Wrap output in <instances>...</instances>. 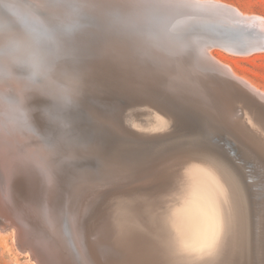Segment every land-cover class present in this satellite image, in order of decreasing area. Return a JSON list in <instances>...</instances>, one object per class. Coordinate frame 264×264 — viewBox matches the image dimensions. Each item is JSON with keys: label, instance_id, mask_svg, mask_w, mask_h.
<instances>
[{"label": "bare ground", "instance_id": "bare-ground-1", "mask_svg": "<svg viewBox=\"0 0 264 264\" xmlns=\"http://www.w3.org/2000/svg\"><path fill=\"white\" fill-rule=\"evenodd\" d=\"M20 2L23 3L24 5H27L28 10L35 15L36 22L33 23V25H37V26L55 25V23H56L55 18L61 19L63 21V24H64V29L67 30L66 33H69L71 36H73L74 40H62V39H59L58 37H52L55 39V41L52 42L49 40L46 54H42L36 47L27 43L24 40V35L19 39L18 38L14 39L12 41L13 43L11 42L10 46L13 47V50L15 51L16 55L13 56V55L5 54L4 51H1V47H0V55H1V57L5 58V60L4 59L0 60V63L4 64V65H9V67H14V69H12V70L8 69L4 73H0V110H2V112L0 113V117L5 118L6 120L8 119L11 122L12 121L17 122L18 120H20L22 125L27 130V132L26 131L25 132L28 133V135L31 136V138H32L31 139L32 142L25 138V140H27L26 143H28V141H29V143L30 142L33 143L34 146H36V149L41 148V152H43L42 153V164L44 165L45 173H43L42 175L44 176V178L47 179V183L49 181H53L54 186L52 185V187L54 189H55V185H56V186H58L59 189L62 188V191H64L67 194L66 196H65V194L63 195L61 193L57 194L56 193L57 190L52 191L54 189L51 190L49 188V187H51V185L49 183H48V185H46V187H47L46 195H48L49 198L51 199V201H53V205H51L48 208H49L51 215L54 214L55 216L49 217V219H50L49 224L51 223V225H52V228H51L52 233L54 232V234H49L48 230L43 228L44 222H41L37 218V217H39V215H36V218H37L36 222H38V224L36 226H38L37 228H38L39 232L41 233V236L44 234V239L48 242L47 243L48 245L45 248L42 247L44 249V251L41 247L38 246V245L42 246L44 241L41 242V241L37 240V238H34L35 237L34 235H33L34 237H32V238H29L31 236L28 235L29 237L26 239V241L24 239H21L17 235L18 244H21L23 246V248L30 250L33 254H35V256H38L36 254L39 253L44 258H46V259L48 258L50 260V263L53 262L52 258H53L54 252H57V250H58L61 253L62 258L65 260V261H62V264H74V261H75V264H114L110 261H104L97 251V244H99L100 241L97 239V237L94 238V236H95L94 232H95V224L100 220V218L96 217V213H97L96 207H97L98 203L104 202L108 198H111L112 195L117 194V192L118 193H122L125 191L128 192V190L126 188L128 185H129V187L131 186V188H128L131 190L132 189H137V190L145 189L146 190V188H150L151 186H154V188L157 187L158 189H157L156 195L158 196L159 200H161V202H163L164 198H168V197H171L172 199L176 198L177 200L189 197L186 194L188 188L172 187L170 190H165V187L170 183V180H173L174 176L171 179L170 172L175 169V166L171 165L170 161L169 160L167 161L165 159L167 161L166 165H168V162H169V165L167 167H164L163 165H161V163L159 161H157V160L154 161L157 157H155L154 160H147L146 166L143 169L140 170L138 168L140 171L134 172L133 170H135V169H131V171H133V172L123 175L122 177H120V180H115V177H113V176H110L109 178H107V180H104L102 178L103 179L102 181H104V182L103 183L101 182L100 184H99V182L97 184L95 182L96 181L95 180L94 181L95 184L93 183V185L90 186V189L87 187L90 190V191H88V193L92 194V196H91L92 202L90 203L91 200L88 201L90 203L89 206H87V204L85 206L83 204H81V202L78 200L79 198L77 199V197H75L76 193H75V195H73V194L69 195V189H68V185L66 184V178H65V176H67L66 174L69 172V170H68L69 167L68 168L66 167L67 170H64L65 169V167H64V169H63L64 171H62V169H61V167L64 166L63 164L71 163L67 159L70 155H72L71 152L74 150V147L76 146L74 143L75 142L74 140L77 138V137H75L76 135L77 136L80 135V137L82 136L79 139V141L83 140V139L86 140L85 142H83L84 144L81 145L83 150L84 149L87 150V148L90 147V151L93 150V151H91V153L92 152L98 153V148H99L98 143L94 142V140L92 141L93 137H92V134L90 133L91 132L90 129H91V127L94 126L95 122L98 123L102 129L108 123V121H107L108 117H106L108 114L110 116H111V113H113V116H114L115 112H118L119 114H121V112H119L120 106L118 105V103H116V101H114L112 99H113V95H115V96L120 95L121 91H119L120 93H118L117 95L114 93L116 92L118 87L121 86L120 84L123 83V79L125 77L128 79V82L132 84L131 88H133V86L135 85V83L137 82L138 79L144 80L148 84V86L151 85L154 87L155 86L160 87V86H162L161 84L168 82V81L163 82V80L160 78V75L163 74L164 72L167 73V72L171 71V72H176L180 75H183V78H181V79L179 76L178 77L180 79V82L184 86H186V92L183 94V92L179 91L177 94H174L175 96L173 95L174 97L178 96L176 98H178V99L180 98L181 103L174 105L172 102L171 104L173 107L171 106L170 109L178 108L180 113H184L185 115L188 114V115H186V117L192 116L200 122H203L200 118L204 117L205 118L204 120H206L207 122H209L213 126L220 127V129L222 128L223 131L219 130V132L221 131V134L222 133L226 134V135H228L229 138H230V136L232 137L231 140L235 145V148H236L235 152L238 154V156L237 157L231 156V157L234 159L235 162H238L237 163L238 165L232 163L233 161L231 162V160L228 156H225L218 151H217V153L216 152L213 153L214 150L212 148H210V151L212 149L213 152L212 151L209 152L207 150V149H209V147H206L207 149H205L203 146L202 147L205 149V151L207 150L206 155L208 158L218 162L222 166V170H218V175H216V176H218V180H214V181L218 182V185H219L218 187L221 190L220 192L222 194L225 193L226 189L223 188V186H225L224 180H225V174H227V173L224 174V171H227L229 173V176H230V177L228 176L229 177L228 179L231 178L232 182L234 183V186H233V188H231L230 191L233 192L234 194H238V195L242 196V198L245 200V203L243 202V204L241 206V209L243 212L237 213L235 224L237 225L238 228L241 229V227H242L243 230L247 231V234L243 235V237L245 236L246 243L248 245L246 252L250 253L251 258L253 259L252 264H264V195L261 196V193L264 192V190L261 193L260 192L258 193V190H259L258 186L261 185L264 187V158H262V157H264V122H261V120L256 118V117L255 118L252 117L253 114H257V115L264 117V112H262V110H261V107H264V90L260 89V87H258L251 80L239 75L233 69L232 66H230L229 64L218 59L211 52V49H212V47L214 48V46H218V47L224 49L225 51L231 52V53H233V55L235 52L242 53L245 55L253 53L255 51H262L263 52L264 51V18L259 17V16L243 15L240 12H238L236 10V8L234 10L232 8H229L231 6L226 7V5H225L226 8H224L222 6H220L219 8H216V11L218 10V12L221 8V10H220L221 13L219 12V15L215 16V15H212L213 14L212 13V11H213L212 5L205 4V3H200L197 5L192 0H20ZM132 3L140 4L142 6V9L140 7L136 9L135 8L136 6L134 4L133 5L135 7L134 6L130 7ZM219 5H221V3ZM137 6H139V5H137ZM181 7H187V8L183 9ZM127 8H129V9H127ZM167 12L170 13V15L172 17V21L167 22V20L169 19V15ZM197 13H199V15H196ZM192 14H194V15H192ZM202 14H205L206 16L202 15ZM208 14L210 15L209 17H207ZM80 22H82L84 24H80ZM190 22L192 23L194 29L197 28V29L193 30V33L188 32L187 28L185 27L186 24L190 23ZM77 26H79L80 28H78ZM83 27H86V28L82 29ZM234 27H235V29H238L240 31L241 37L239 38V40H240L239 42L231 40V38H234V37H231L230 30ZM40 30L41 29H36L37 32H40ZM86 30H90V31H86ZM256 30H257L256 33H254L252 35H247V32L256 31ZM219 31H221V33ZM96 34H98L99 36ZM57 36H58V34H57ZM131 36H139L137 38L136 44H134V45L130 44V42H129V39L131 38ZM156 36H157V38H156ZM101 37L103 38V40L101 39ZM95 38H97V41ZM115 42H118V44H116ZM90 45L94 46V50L97 51L96 54L92 53L90 50L87 49L88 46H90ZM155 46H158V47H155ZM3 48H5V47H3ZM81 50L87 51V52L83 53ZM110 53H112V55H114V56L108 55ZM238 55H240V54H238ZM100 60H104L105 62L102 63V62H100ZM29 62L31 64H34L35 68H33L34 67L33 65H32V67H30L31 65L29 66ZM157 62L160 64V67L158 66ZM128 63L129 64L133 63L134 65L136 64L137 66H140V67L144 65L145 70L143 69L144 67L142 69L144 70V72H146V69H147L148 73L144 74V72L143 73L140 72L138 74H140L142 77H139V78H138V76L135 77V75L134 76L131 75L133 73L131 71H133L136 68V66L129 65ZM108 65L112 66V68L114 67V69L108 70V69L104 68V67H107ZM133 66L135 67L134 69H132L131 71H127L128 69L133 68ZM9 67H7V68H9ZM98 67H100L101 71H98ZM140 67H139V69H141ZM142 69L141 70L135 69V70H136V72H138V71H142ZM123 72L124 73L126 72L125 74L129 73V75L127 76ZM34 73H38L36 79H37V83L40 84V87H39V89L34 88L32 93L28 94L25 91H27V86L31 83ZM141 73L144 75H142ZM115 74L118 75L117 79L120 78V76H123V75L125 76V77L121 78L120 81H122V82H119L120 86L118 85V83H117V85H118L117 86L116 85L117 81L112 78V76L114 78L116 77V76H114ZM121 74H123V75H121ZM192 76H194V77H192ZM41 77H42V79H41ZM49 81H52L55 83V86L52 84L53 88L55 90H53L52 87H50V88L53 91H55L57 94L72 96L74 102L72 103L71 106L66 107L63 110H59L56 107V100L54 99L53 96H51L52 97L51 101L54 104L53 105L50 104L48 96L46 95V91H45L47 89L46 86H47ZM103 81L106 82V84H105L106 89L100 90V89L96 88V84L103 82ZM114 81H115V83H114ZM188 82L190 83L192 90L200 91V93H202V94L205 91L206 92L208 91L206 97L201 96L199 98L200 101L199 100L198 101L201 102V104L196 105L195 103L192 102L193 100L190 99V97L193 99H194V97L190 91V86H188ZM133 83H134V85H133ZM74 84H75L76 88H74L75 87ZM32 85L33 84L31 83L30 86H32ZM49 85H51V83H49ZM123 85H122V87H123ZM79 86L83 87V89L81 88L82 91L85 90L90 95H88L86 93V95H85L86 97L81 98L79 96V93H80V87ZM171 86H174V83L173 84L171 83ZM171 86L169 87V85H168V89L171 88ZM136 87H138V86H136ZM130 89H128L127 92ZM140 89H142V88H140ZM163 90H164V88H163ZM133 91H131V92H133ZM172 91H173V89H172ZM136 92L138 93V91H136ZM136 92H133V93H135V95H136ZM164 93H165V91H163V94ZM167 93L168 94L165 93L164 96H161V97H163L162 102L166 103L167 101L172 100L170 98L171 95L169 96L170 91L169 92L167 91ZM126 94H128V93H126ZM25 95H29V98H31L32 101L30 100V102H29L28 100H26L27 98ZM87 95L89 96L88 98H87ZM2 96H4V97H2ZM123 96H124V93H123ZM136 96H140V95L138 94ZM17 98H19L22 101V108L19 110L17 108V112H16L17 117L15 118V117H13L14 115L13 116L11 115L12 112H9L8 106L14 105L15 107H17L16 103H15ZM97 98H101V100H104L103 104L106 105L105 109H101L102 113L98 109L99 104L95 102ZM146 98H148V97H146ZM176 98H174V99H176ZM122 99H123V97H121V100ZM143 99H144V97H143ZM178 99H176V100H178ZM204 99H206L205 100L206 102L204 101ZM195 100L197 101V99H195ZM186 103H188V105L192 106V108L191 107L189 108V106H187ZM167 104H169V103L167 102L166 105ZM193 105H196V107L194 106L195 107L194 108ZM177 106H179V107H177ZM168 107H170V106H168ZM127 108L128 107H126V109ZM152 109H154V108H152ZM103 110L107 112L106 116H104L106 112H104ZM214 110H215V114L219 115V118H217L218 124H216V120L214 121L212 119V115L214 113ZM21 111H23V113L25 114L23 118L21 117ZM87 111H89V112H87ZM128 111H130V110H128ZM148 112L150 113L149 110H148ZM153 112L151 111V113H153ZM169 112H171V111H169ZM200 112H202V117H201ZM130 113H131V111H130ZM157 113H159L160 115L162 114L161 112L156 111V114ZM87 114H89V115L87 116ZM122 115L123 114H121V116ZM121 116L115 115L114 117H116L118 120H121L122 119ZM126 116L123 117V120ZM139 116L141 119V117H143L145 115L139 114ZM174 116H175V114H174ZM220 116H223L224 119L221 120ZM161 117H162V115H161ZM91 118L96 119L95 122L93 121L94 124L92 123V120H90ZM151 118H153V116ZM140 119L138 117V120H140ZM164 119L166 120V118H164ZM124 121H126V119ZM131 121H132V119H131ZM140 121L142 122V120H140ZM183 121L184 120H182V122ZM189 121H191V119ZM142 123H140V124H142ZM166 123H167V121H166ZM2 124H4V123H2ZM129 124H131V123H129ZM129 124L126 122L127 127ZM133 124H136V122ZM144 124H142V125H144ZM189 124H191V123H189ZM48 125H50L53 128V130L55 132L54 134L56 135V136L55 135L54 136L57 137L59 140V145H58L59 148L57 147V149L51 148L50 145L48 146L46 141L44 142L45 133H46L45 130L48 128ZM122 125H123V123H122ZM142 125H140V126L142 127ZM18 127L19 126H17V128ZM2 128H3L2 134L5 135L6 134V132H5L6 128H5V126ZM129 128H130V126H129ZM186 128L187 127H185V130H186ZM141 129H144V128H141ZM190 130H193L192 127ZM181 131H179V132H181ZM187 131H188L187 133H189V129ZM200 131L199 132H196V131L193 132V133H196V139L198 137V140H199V138L206 140L207 137L203 136V133H201ZM8 132H9V130H8ZM69 133H70V135L71 134L74 135V137L71 135L72 136V138H71L69 136ZM174 133H176V132H174ZM185 133L186 132H184V134ZM52 134H49V135H52ZM176 134H178V133H176ZM197 134H198V136H197ZM0 135H1V132H0ZM164 135H165V133H164ZM178 135L180 136V134H178ZM167 136H169V135H167ZM21 137H20V141H19V137H18L19 143H21V140L24 139V137L23 138H21ZM174 137H176V135H174ZM118 138H119V136H118ZM118 138H116L117 141H118ZM170 138H171V136H170ZM192 138L194 139V137H192ZM210 138H212V136H210ZM210 138L208 140H210ZM193 139L192 140L190 139V141L195 142V141H193ZM14 141L16 143V139L13 140V142ZM76 141H78V139H76ZM6 142H7V140H6ZM23 142H25V141L23 140ZM205 143H207V142H205ZM49 144H51V143H49ZM52 144H54V143L52 142ZM208 144H210V142ZM21 145H22V143H21ZM202 145H203V143H202ZM204 145H206V144H204ZM3 146L5 147V145H3ZM3 146H1V144H0V147L2 149H3ZM16 146H18V145H16ZM19 147L22 148L20 146V144H19ZM54 147H56V146H54ZM183 147H186V146H183ZM195 147H196V145H195ZM202 147L199 149L204 151V149ZM222 147H224V146H222ZM19 149H17V150H19ZM79 149L81 150V148H79ZM161 149H162V147H161ZM216 149H217V147H216ZM17 150H15V152ZM21 150H23V149H21ZM21 150L18 153L19 156L21 154ZM163 150H164V148H163ZM173 150H176V148H173ZM3 151L4 150H2V153H3ZM108 151L110 152V150H108ZM166 151L167 150H165V154H168V153H166ZM100 152H101V150L99 151V153ZM134 152L135 151H133L132 153H134ZM174 152H172V154L176 155ZM191 152H193V151H191ZM2 153L0 152V154H2ZM24 153H26L25 150H24ZM91 153H89V155H91ZM99 153H98V155H100ZM169 153H171V152H169ZM141 154H142V152H141ZM202 154H204V153H202ZM224 154H226V153H224ZM15 155L17 156L16 153H15ZM25 155L28 156V153L24 154V156ZM180 155H182V154H180ZM192 155H195L194 152ZM91 156H89V157L91 158ZM122 156H124V155H122ZM167 156L168 155H166V157ZM169 156H171V154H169ZM175 157H177V155ZM187 157H189V156H187ZM22 158L24 159V157H22ZM32 158H33V154H32ZM36 158L37 157H35V161L37 160ZM90 158H89V160H91V161H89V163L93 164V162H95V163L97 162V161H94L95 159L93 160L94 157L92 159H90ZM28 159L30 161L31 157ZM28 159H27V161H28ZM157 159H159V158H157ZM185 159H186V156H185ZM199 159L200 158H198V160L195 163L193 162V164L198 165V166H200L199 165L200 162H202L201 164H204L205 160L201 161V159L200 160ZM24 160L26 161V159H24ZM133 160H135L137 162V164L141 162L140 160H136V159H133ZM159 160H161V159H159ZM189 160H191V159H189ZM4 161L1 162V164H2L1 168L8 171L7 164H6L8 162L4 163ZM7 161H9V160H7ZM55 161L57 162L56 167L54 164ZM131 162L129 164H131ZM161 162H163V156H162ZM171 163H173V162L171 161ZM207 163L208 162H206V164ZM105 164H103V165H105ZM125 164L126 163H124V165ZM134 164L136 165V163H134ZM177 164H178V162H177ZM181 164H183V163L180 162L179 165H181ZM8 165H10V164H8ZM20 165H22V164H20ZM109 165L111 166V164H109ZM212 165H213V163H212ZM183 166L184 165H182V167ZM191 166H192V163H191ZM73 167H75V166H73ZM106 167H107V164H106ZM142 167H143V165H142ZM206 167H207V165H206ZM8 168H10V167L8 166ZM26 168H28V167H26ZM70 168L72 169V166ZM3 169L1 170V172L3 171ZM58 169H61V171H59ZM77 169H78V167H77ZM129 169H130V167H129ZM34 170L36 171V169H34ZM37 170H38V168H37ZM40 170H41V168H40ZM79 170L77 172L82 171V173H83V169L81 167L79 168ZM119 170H123V169H119ZM246 170H250V172H247ZM29 171L31 172V170H29ZM19 172L21 173V169H20V171H18V175H20ZM77 172H76V174L72 173L73 183L75 185L76 191H82L83 192V191H85L86 187H85L83 181L81 179H79L80 176L78 177ZM203 172H201V173H203ZM213 172H211V173H213ZM4 173L2 174V178H3V175H4V177L6 176L5 175L6 173L5 174ZM14 173H16V172H14ZM110 173H112V172H110ZM9 174H11V173H9ZM9 174L7 173V176H9ZM22 174H21V177H22ZM31 174L33 175L34 173H31ZM37 174H35V175H37ZM120 174H121V172H120ZM206 174H207V172H206ZM16 175H17V173H16ZM18 175H17V177H18ZM141 175H145V177H143L142 179H139V177ZM178 175H180V173H178ZM204 175H205V173H204ZM204 175H203V177H204ZM212 175H210V176L213 177V179H215L216 176L215 175L212 176ZM249 176L252 177V179H254V181H252L251 183H249L247 181ZM24 177H25V175H24ZM28 177H29V174H28ZM38 177H42V176L39 175ZM103 177L105 178L108 176L104 175ZM151 177H153V180L152 181L148 180ZM255 177L260 179V181L255 180ZM2 178L0 180H2ZM94 178H93V180H94ZM176 178H181V177L177 176ZM176 178H174V179L177 180ZM196 178H197V176H196ZM207 178L210 181L211 178H209V177H207ZM14 179H17V178H14ZM39 179H41V178H39ZM181 179H183V177ZM194 179L195 178H193V181H194ZM12 180H13V178H12ZM21 180H19V182H18L19 184L22 183ZM69 180H71V179H69ZM16 181H18V180H16ZM3 182L6 183V181H3ZM204 182H206V181L205 180L202 181V183H204ZM211 182L207 181V183H211ZM88 183H86V184H88ZM91 183H92V181H91ZM123 184H128V185L126 187H123ZM192 185H194V183ZM212 186H213V184H212ZM1 187L2 186L0 185V188ZM9 187H10V185H9ZM28 188H23V189L25 191V189H28ZM199 190H200V188H199ZM148 191H150V190H148ZM216 191H217V189H216ZM26 192H28V190H26L24 192V194H26ZM196 192L197 191H195V193ZM28 193H30V192H28ZM73 193H74V191H73ZM195 193H192V194H194V196H195L196 195ZM2 194H4V192L2 191V189H0V208L4 207V209L6 210L5 213L8 212L11 214L12 209L10 210V208L7 207L6 203L4 202L7 198L3 199ZM6 194H8V192ZM31 194H30V197H31ZM192 194H189V195H192ZM34 195L35 194H33V198H34ZM20 196H22V195H20ZM20 196H18V197H20ZM204 197L206 198L205 202H206V200L207 201L209 200V202L214 201V197L212 194L208 195V197H206L204 195ZM26 198L28 199V196ZM19 199L17 201H19ZM21 199H22V197H21ZM39 199L41 200V198H39ZM50 199L48 201H50ZM185 200H186V202H189V201H187V199H185ZM200 200H201V198H200ZM20 201H22V200H20ZM26 201H28V200H26ZM30 201H32V205H33V202H34L33 199H31ZM175 201H174V203H175ZM182 201H180V203H182ZM190 201H192V200H190ZM23 202H25V201H23ZM192 202H194V201H192ZM30 203H28V205ZM41 203L42 204L44 203L43 200ZM60 203L63 204L64 208L66 207L65 210H63L64 214H66L65 219L63 222L61 221L62 222L61 224L58 223V219H59L58 217L59 216H57V213L59 212V210L61 211ZM183 204H185V202ZM214 204H215V202H214ZM219 204H220V202H219ZM232 204H233V202H232ZM186 205L187 204H185V208H186ZM189 205H190V202L188 203V206ZM207 205H209V204H207ZM217 206H220V205H217ZM222 207H223V204H222ZM222 207H221V210H223ZM224 207H225V205H224ZM20 208L22 209L21 206H20ZM188 208H186V209H188ZM191 208L195 209L194 205L192 207V203H191V207L188 209L190 213L192 211V210L190 211ZM210 208H211V206L208 209H210ZM226 208L229 209L227 206H226ZM26 209L27 208L25 207L24 211H26ZM37 209L38 208H36V210ZM100 209L98 211H100ZM186 209H185L186 212H181V211L176 209L174 212V215L163 216L160 219V223L162 226L166 227L167 230L164 232H159V234L165 235L164 234L165 232L167 234V232H170V230H172L175 226L181 225L182 227H185V225L192 224V223H190L191 222L190 219L191 218L194 219L195 216H197L196 218H198L199 215L195 214V216H191V218H190V216H189L190 213ZM196 210L197 209H195V213H198V212H196ZM216 210L218 211V209H216ZM225 210H223V211H225ZM229 210L232 211V209H229ZM28 211L30 212V210H28ZM210 211H211V209L209 210V212ZM33 212H35V211H33ZM200 212L201 211H199L198 214L203 213V212H201V213ZM220 212L221 211H219V213ZM26 213H28V212H26ZM229 213H230V211H229ZM28 215H29V213H28ZM215 215L216 214H214V216ZM25 216H27V215H24V217ZM200 216H202V215H200ZM204 216L205 215H203L202 218ZM224 216H227V214ZM224 216H221V217H224ZM47 217H48V215H47ZM206 217H207V214H206ZM213 217H211V218H213ZM219 217H220V215H219ZM28 218H29V216H28ZM28 218H27V223H28V220L32 217H30L29 219ZM224 218H222V219H224ZM227 218H225V220ZM11 219L12 220H10L11 221L10 223H14L16 229L17 230L19 229L20 230L19 232H21L23 230V225H24V224L22 225V223H20L21 220L20 221L17 220V217H16V219L15 218H11ZM200 219H201V217H200ZM232 219H234V218H232ZM201 220L204 221L203 219H201ZM212 220H214V218L211 219V221ZM31 221H29V222H31ZM39 221L41 223H43L42 224L43 227L41 226ZM196 222H199V221L197 220ZM213 222H215V221H213ZM225 222H223V223H225ZM227 222H226V224H227ZM209 223H210L209 227L211 225L214 226L213 225L214 223L211 224V222H208V224ZM228 223H230V222H228ZM194 224H195V222H194ZM198 225L201 226L202 224H198ZM47 226H49V225H47ZM25 227H26V225H25ZM195 227L196 226L190 227V230L192 228L194 229ZM224 227H226V225ZM198 229L200 230V228H198ZM205 229H208V228L205 227ZM235 229L237 231V228H235ZM210 230L212 231L213 229L210 227ZM220 230H221V228H219L218 231H220ZM231 230H233V229H231ZM60 231H62V233L65 232L67 234V237L65 236L66 238H64L62 236V233H60ZM201 231H202V229H201ZM220 232L222 233L223 230H221ZM218 233H216V234H218ZM228 233H230V232L228 231ZM233 233H235V235H236V232H233ZM212 234L214 235L213 232H212ZM224 234L226 235L227 233H224ZM200 235H201V232H200ZM232 235L234 236V234H232ZM41 236H39V237H41ZM206 236H207V234H206ZM222 236H220L221 238L219 236L218 237L220 239H222V241H224ZM237 236H238V234H237ZM226 238L228 239V238H230V236L228 235V237H226ZM237 239L238 238H236L235 241ZM159 240H158V242H159ZM232 240H234V239L232 238ZM242 240H243V238H242ZM161 241H163V240H160V242ZM227 241H230V240L228 239ZM231 242L233 245V241H231ZM155 243H153V245ZM147 244L149 246H152V245H150L151 244L150 242H148ZM234 244H236V243H234ZM156 245H158V244H156ZM165 246L167 247V245H165ZM236 246L237 245H235V247ZM155 248L156 247H154V249ZM158 248H159V245H158L157 249ZM171 248H172V246H171ZM218 249L223 250V248H218ZM158 250H160V249H158ZM225 250H226V248L224 249L223 253H225ZM161 251L163 252V249L159 251L160 252L159 255L161 254ZM218 252H219L218 254L222 253V251H221V253H220V251H218ZM115 253H117V251H115ZM190 253H192V252H190ZM157 254H158V252L156 253V256H154V258L158 257ZM170 254H173V253H170ZM154 255H155V253H154ZM58 256H59V254L57 255V257ZM138 256H139V254H138ZM140 257H141V254H140ZM140 257L139 258L137 257V259L140 260ZM160 257H161V255H160ZM160 257H158V258H160ZM219 257H220V255H219ZM141 258H143V257H141ZM241 258H243V256ZM40 259H41V257H40ZM160 260L162 262L159 264H162L165 261V260L163 261V258ZM160 260L157 259V261H160ZM137 261L138 260H136V262ZM229 261L230 260H228V264H229ZM233 261H235V260H233ZM38 262L41 263V261H38ZM145 262H147V261H145ZM145 262H143V263H145ZM245 262H247V261H245ZM44 263L46 264L47 262H44ZM57 263H59V262H57ZM151 263H154V262L151 261ZM221 263L223 264L224 262L221 261ZM47 264H49V261ZM133 264H135V262ZM154 264H157V263H154ZM208 264H211V263H208Z\"/></svg>", "mask_w": 264, "mask_h": 264}, {"label": "rangeland", "instance_id": "rangeland-1", "mask_svg": "<svg viewBox=\"0 0 264 264\" xmlns=\"http://www.w3.org/2000/svg\"><path fill=\"white\" fill-rule=\"evenodd\" d=\"M192 1L195 4H197V5L200 4V3H205V4L212 5L213 6V11H212L213 14L212 13L211 14L215 15V16H218L219 12L221 10V8H220V10L218 12V10L216 11V8H219L220 6H222L224 8H226L227 6H231L229 8H232L234 10L236 8V10L238 12H240L241 14H243V15L259 16V17L264 18V0H192ZM220 3H221V5H219ZM133 4L134 3H132L131 6L130 5L129 6L132 7V6L135 5L136 7L135 6L134 7L136 9L139 8V7L142 9V6L140 4H138V3L134 4V5ZM137 5H139V6H137ZM225 5H226V7H225ZM181 8L186 9L187 7H181ZM127 9H129V8H127ZM199 13H197L196 15H199ZM168 15H169V19L167 20V22L172 21V17L170 15V13H168ZM202 15H205V14H202ZM209 16L210 15L208 14L207 17H209ZM55 20H56L55 25H43L45 28L48 29V35H49V38H50L49 40L54 42L55 39L52 38V37H58L59 39H62V40H74L73 36H71L69 33H66L67 30L64 29L63 21L61 19H57V18H55ZM5 22H7V24H8L7 28L4 27ZM33 27L35 29H41V26L33 25ZM57 34H58V36H57ZM23 35L24 34H23V31L20 28V26L15 24L14 22H12L10 17L0 18V47H1V51H4L5 54L13 55V56L16 55L15 51L13 50V47L10 46L11 42L14 39H16V38H18V39L21 38ZM138 37L139 36H131V38L129 39L130 44H132V45L136 44V41H137ZM156 38H157V36H156ZM115 43L118 44V42H115ZM3 47H5V48H3ZM155 47H158V46H155ZM87 49L90 50L94 54L97 53V51L94 50V46L93 45L88 46ZM81 51L83 53L87 52V51H83V50H81ZM211 52L213 53V55L215 57H217L218 59H220L223 62H225V63L229 64L230 66H232L233 69L239 75L251 80L258 87H260V89L264 90V51L263 52L262 51H255V52L247 54V55L235 52L234 55H233V53H231V52L225 51L224 49H222V48H220L218 46H214V48L212 47ZM238 54H240V55H238ZM108 55L114 56V55H112V53H110ZM2 59L5 60V58L1 57V55H0V60H2ZM100 62L103 63L105 61L104 60H100ZM157 64L160 67V64L158 62H157ZM32 65L34 66V64H31L29 62V66L32 67ZM129 65H134V64L131 63ZM134 66H136V68ZM134 66H133V68H130L127 71H131L134 68L138 69V70H141L144 67V65L140 67V66H137L136 64ZM7 67H9V65H4V64L0 63V73H4L8 69H10V70L14 69V67H9V68H7ZM139 67L141 69H139ZM33 68H35V66ZM104 68H106L108 70L114 69V67L112 68V66H109V65L107 67H104ZM99 69H100V67H98V71H101V69L100 70ZM135 69L133 71H131V72H133L131 75H133V76L135 75V77L138 76V78L142 77L138 73H140V72L143 73L144 70H145V67L143 68L144 70L142 69V71H138V72H136ZM147 73H148V71L146 69V72H144V74H147ZM144 74H142V75H144ZM121 75H123V74H121ZM125 75L128 76L129 73H127ZM114 76H116V77L114 78L112 76V78L117 81L116 85H117V83L119 85L120 84L119 82H122V81H120L121 78L125 77L123 75V76H120V78L117 79L118 75L115 74ZM178 76L180 77V79L183 78V75H180V74H178L176 72H171V71L167 72V73L164 72L163 74L160 75V78L163 80V82L164 81L165 82L168 81V82L161 84L162 86H160V87L159 86H155L154 87V86H151V85H149L150 86L149 87L148 84L144 80L138 79L136 83L134 82L135 85L133 83V85H134L133 88H131L132 84L128 82V79L126 77H125L126 79L125 78L123 79V83L120 84L121 86L119 85L120 87H118V89L114 93V94L117 95L118 93H120L119 91H121L120 95H117V96L113 95V99L112 100L116 101V103H118V105L120 106V111L119 112H121V114H123V115L125 114L124 116L127 115L124 118V120L126 119V121L123 120L124 116L123 115L121 116V114H119L118 112H115V115L116 116H121L122 117L121 120H118L116 117H114L115 115L113 116V113H111V116L109 114L107 115V112L104 111V110L103 111L106 112L104 116L107 115L106 117H108L107 118L108 123L102 129H101V126L98 123L95 122L96 119H93V118L90 119V120H92L93 124L95 122L94 126L91 127V129H90L91 130L90 133L92 134V137H93L92 141L94 140V142L98 143V147H99L98 148V153L101 150V152L99 153L100 155H98V153H93V152L91 153V151H93V150L90 151V147H88L87 150L84 149L85 150L84 151L83 148L81 147V145H83L84 144L83 142H85L86 140L83 139V140L79 141V139L82 136L81 137H80V135L79 136H77V135L75 136V137H77L76 139H78V141H76V139L74 140L75 141L74 143H75L76 146L74 147V150L71 152L72 155H70L68 157V159H67L71 163L63 164L64 166L61 167L62 171L67 170L66 167L67 168L69 167V169H68L69 172L66 174L69 178L67 176H65L66 184L68 185V189H69V195H71V194L75 195V193H76L75 197H77V199L79 198L78 200L81 202V204H83L84 206L87 204V206H89L90 203L92 202V200H91L92 199L91 198L92 194L88 193V191H90L89 190L90 186L93 185V183L94 184H95V182L97 184H98V182H99V184L101 182L103 183L104 181H102V180L103 179L107 180V178H109L110 176L115 177V180H120V177H122L125 174L131 173L133 171L134 172L140 171L141 169H143L146 166V161L147 160H154L155 157H157V158H159L161 160L156 158L154 161H156V160L159 161L161 163V165H163L164 167H167L169 165V162H168V165H166L167 161L169 160L170 164L175 166V169L170 172L171 179H172L173 176L174 177H173V180H170V183L165 187V190H170L172 187L188 188L186 194L189 197H186L187 196L186 194H185L186 196L184 195L186 197V198H183L184 200L183 199L177 200L176 198L172 199L171 197H168V198H164L163 202H161V200H159L158 196L156 195L157 194L156 192H157V189H158L157 187L154 188V186H151L150 187L151 189L150 188H146V190L145 189H143V190L142 189L141 190L132 189L131 190V189H128V188H131V186L129 187L128 184H123V187H126L128 185L126 187L128 192L127 191L122 192V193H118L117 192V194L112 195L111 198H108L104 202L98 203L97 207H96V210H97L96 212L98 213V214L96 213V217L100 218V220L95 224V232H94L95 236H94V238L97 237V239L100 241V243L97 244V251L100 254V256L102 257V259L104 261H110V262H112L114 264H129V263L133 264L134 262H135V264H154V263L159 264V263L162 262L160 260L162 258H163V261L165 260L164 263H162V264H208V263H211V264H222L221 261L224 262L223 264H228V260L231 261V262L229 261V264H233V263L234 264H248V263L252 264L253 259L251 258L250 253L246 252L247 248H248V245L246 243L245 236L243 237V235L247 234V231L243 230L242 227H241V229L238 228L237 225L235 224L237 213H239V212L242 213L243 212L242 209H241V206H242L243 202L245 203V200L242 198V196H240L238 194H234L233 192L230 191L231 188H233L234 183L232 182L231 178L228 179L230 176H229V173L227 171H224V174L225 173H227V174H225V180H224L225 181V184H224L225 186H223V188H225L226 190H225V193H223V194L220 192L221 190L218 187L219 186L218 182L214 181V180H218V176H216V175H218V170H222V166L218 162L208 158L207 155H206L207 154V150L209 152H211V151L213 152V150H214L213 153H215V152L217 153V151H218L221 154H223L225 156H228L230 158L231 162L233 161L232 163L237 164L238 162H235L234 159L231 157V156H234L232 154L234 153V151H236L235 145H234V143L231 140L232 137L230 136V138H229L228 135L223 134V133L221 134V131L219 132V130L223 131L222 128L220 129V127H215L212 124H210L209 122H207L206 120H204L205 118L202 117V112H200L201 113V117H202L200 119L204 123L196 120L192 116H191V118H188L190 116L186 117V115H188V114L185 115L184 113H180L178 108L170 109L171 106H172V104H171L172 102H173L174 105H177L178 103H181L180 98L179 99L176 98L178 96L174 97L175 96L174 94H177L179 91L183 92V94L186 92V86H184L180 82V79H179ZM192 77H194V76H192ZM49 83H51V85H49ZM114 83H115V81H114ZM171 83L172 84L174 83V86H171ZM52 84L55 86L54 82L49 81L47 86H46V88L47 89H51L50 87L53 88ZM105 84H106V82H104V81L100 82V83H97L96 84V88H98L100 90H104V89H106V85ZM30 85H31V83L27 86V91H25L28 94H31L32 91L34 90V88L32 86H30ZM122 85H123V87H122ZM168 85H169V87L171 86V88L168 89ZM74 86H75V84H74ZM136 86H138V87H136ZM188 86H190L189 82H188ZM79 87H80L79 96L81 98L82 97L85 98L86 97L85 95H86L87 92L85 90H84L85 92L82 91V89H83L82 86H79ZM74 88H76V86ZM127 88L130 89L129 90L130 92L129 91L127 92V90H128ZM140 88H142V89H140ZM163 88H164V90H163ZM172 89H173V91H172ZM53 90H55V89L53 88ZM131 91H133V92L138 91V93L136 92V95L139 94L140 96H136L135 93H133ZM163 91H165L166 94H168L167 91L168 92L170 91L169 96L171 95L170 98L172 100L170 99L171 101H167L169 103L167 105H166L167 102L166 103L162 102L163 101V99H162L163 97H161V96L165 95V93L163 94ZM190 91H191V93L193 94V97H194V99L191 98V97H190V99L193 100L192 102L195 103L196 105L201 104V102H199L200 101L199 98L201 96L206 97L207 96V92H208V91L207 92L205 91L202 94V93H200V91L192 90L191 86H190ZM123 93H124V96H123ZM126 93H128V94H126ZM46 95L48 96L50 104L53 105L54 103L51 101V98H52L51 96L52 95H48V94H46ZM88 95H90V94H88ZM88 95H87V98L89 97ZM25 96L27 98L26 100H28L30 102L31 98H29V95H25ZM2 97H4V96H2ZM121 97H123L122 100H121ZM143 97H144V99H143ZM146 97H148L149 99L146 98ZM174 98H176L178 100H176ZM195 99H197V101ZM205 100L206 99H204V101ZM95 102L99 104L98 105V109L102 113L101 109H105V107H106V105L103 104L104 100H101V98H97ZM186 104H187V106H189V108L190 107L192 108V106L188 105V103H186ZM196 105H193V107L194 106L196 107ZM168 106H170V107H168ZM126 107H128V108L126 109ZM151 107L154 108L155 110L152 109ZM177 107H179V106H177ZM8 108H9V112H12V114L11 113L10 114L12 116L14 115L13 117L16 118L17 117L16 116L17 107H15L13 105V106H8ZM128 110H130L131 113ZM148 110L150 111V113L148 112ZM261 110H262V112H264V107H261ZM151 111L152 112L154 111V112L151 113ZM156 111L157 112H161L162 113L161 114L162 117H161V115L159 113L156 114ZM169 111H171V112H169ZM1 112H2V110H0V113ZM87 112H89V111H87ZM139 114H144L146 117L143 116L140 119ZM174 114H175V116H174ZM88 115L89 114H87V116ZM150 116L151 117L153 116V118H151ZM138 117H139L140 120H142L143 123L140 120H138ZM252 117H254V118L256 117V118L260 119L261 122H264V117L263 116H260V115H257V114H253ZM164 118H166V120ZM217 118H219V115H216L215 114V110H214V113L212 115V119L214 121L216 120V124H218V119ZM131 119H132V121H131ZM190 119H191V121H189ZM220 119L221 120L224 119L223 116H220ZM182 120H184V121L182 122ZM166 121H167V123H166ZM126 122L128 124L129 123H131V124H129L128 127H127ZM135 122H136V124H133ZM0 123H1L0 124V132H1L0 144H1V146L5 145V147L3 146V149L0 147V152L1 153H2V150H4L3 153L0 154V158H1L0 159V168H1V165H2L1 162H3L4 160H5L4 163L8 162V163H6L8 171H6L3 168L0 169V174H1L0 175L1 176L0 179L2 178V174L6 171L5 172L6 174L4 173L6 176L4 177V175H3L2 180H0V183H1L0 185L2 186L0 189H2V191L4 192V194H2V198L3 199L7 198L4 201L6 203V205H7V207H9L10 210L11 209L13 210V211L11 210V214L8 213V212H7L8 213L7 214V213H5L6 210L4 209V207H2L3 209L0 208V264H45L44 262L48 263V261H49V264H62V261H65V260L62 258L61 253L57 249H56L57 252H54L53 258H52V261L54 263L53 262L50 263V260L48 258L47 259L44 258L39 253L36 254L38 256H35V254H33L30 250H27L26 248H23V246L21 244H18V237H20L21 239H24L26 241V239L29 237L28 235H30L31 237H29V238H32V237L35 236L34 238H37V240H39L41 242L44 241L42 246L38 245L39 247H41V248L44 247L45 248L48 245L47 244L48 242L44 239V234L42 235L43 236L42 237L41 233L39 232V230L37 228L38 226H36L38 224V222H36V219L38 218L41 222H44V227H43V225H42L43 223H41L39 221L41 226L43 228H45L46 230H48L49 234H54V232L52 233V230H51L52 225H51V223L49 224V222H50L49 217L50 216H55V215L54 214L51 215V213L49 211V208H48L51 205H53V201H51L49 196L46 195V189H47L46 185H48V183H49L51 185V187H49V186L48 187L52 190V189H54L52 187V185L54 186V182L53 181H49L47 183V179L44 178V176L42 175L43 173H45L44 165L42 164V153L43 152H41V148H39V149L37 148L36 149V146H34V144L31 143L32 142L31 141L32 138H31V136L28 135V133H26L27 130L22 125L20 120H18L17 122H14V121L11 122L8 119L6 120L5 118L0 117ZM2 123H4L5 125L2 124ZM122 123H123V125H122ZM140 123H142V124L145 123V124L142 125ZM189 123H191V124H189ZM3 125L6 128L5 129V132H6L5 135L2 134V132H3L2 131L3 130L2 127H4ZM140 125H142V127ZM17 126H19V127L17 128ZM129 126H130V128H129ZM185 127H187V128L189 127L188 128L189 129V133H187L188 129L186 128V130H185ZM191 127H192L193 130H190ZM48 128L45 130L46 133H45L44 142L46 141L48 146L50 145L51 148L57 149V147L59 148V146H58L59 145V140H58L57 137H55L56 135L54 134L55 132H54L53 128L50 125H48ZM141 128H144V129H141ZM7 129L9 130V132L12 135L8 132ZM179 131H181V132H179ZM183 131L186 132V133L184 134ZM195 131L196 132L200 131L201 133H203V136L207 137V139L205 140V139L199 138V140H200L199 141L198 137L196 139V133H193ZM174 132L180 134V136L178 134L174 133ZM164 133H165V135H164ZM49 134H52V135H49ZM16 135L19 137V141H20V137L21 136H22L21 138L24 137L23 140L25 142H23V140H21L22 145H21V143H19L18 137ZM71 135L69 133V136L71 138H72V136L74 137V135H72V136ZM167 135H169V136H167ZM174 135H176V137H174ZM118 136H119L120 139L118 138ZM170 136H171V138H170ZM197 136H198V134H197ZM210 136H212V138H210ZM115 137L118 138V141H117V139ZM192 137H194V139ZM25 138L27 140H30L31 142L29 143V141H28V143H26L27 140H25ZM209 138H210V140H208ZM15 139H16V143L17 144L15 143V141L13 142V140H15ZM190 139L191 140L193 139V141H195V142L190 141ZM6 140H7V142H6ZM52 142L54 144H52ZM205 142H207V143H205ZM209 142H210V144H208ZM225 142L228 145L232 144V147H234L233 150H231L232 154L229 153L230 150L226 148L227 145L225 144ZM14 143L16 145H18V146H16ZM49 143H51V144H49ZM202 143H203V145H202ZM19 144H20V146L22 148L19 147ZM204 144H206V145H204ZM195 145H196V147H195ZM54 146H56V147H54ZM183 146H186V147H183ZM202 146L205 149H207L206 147H209V149H207L205 151V149ZM222 146H224V147H222ZM161 147H162V149H161ZM201 147L204 149V151L199 149ZM216 147H217V149H216ZM79 148H81V150ZM163 148H164V150H163ZM173 148H176V150H173ZM210 148H212L213 150L211 149V151H210ZM17 149H19V150H17ZM21 149H23V150H21ZM15 150H17V151L15 152ZM20 150H21V154L19 156L18 153H19ZM24 150H25L26 153H24ZM108 150H110V152ZM165 150H167L166 153H168V154H165ZM133 151H135V152L132 153ZM191 151H193L195 155H192L193 152H191ZM88 152L91 153L92 156L89 155ZM141 152H142V154H141ZM169 152H171V153H169ZM172 152H174L177 155V157H175L176 155H173ZM15 153L17 154V156L15 155ZM27 153H28V156L25 155L26 156L25 157L24 154H27ZM202 153H204V154H202ZM224 153H226V154H224ZM32 154H33V158H32ZM169 154H171L172 157L169 156ZM180 154H182V155H180ZM122 155H124V156H122ZM166 155H168V156L166 157ZM89 156H91V158ZM162 156H163V162H161L162 161ZM185 156H186V159H185ZM187 156H189V157H187ZM237 156H238V154L236 153V155L234 157H237ZM22 157H24V159H26V161ZM30 157H31V160L29 161L28 158H30ZM35 157H37L36 161H35ZM88 157L90 159H92L94 157L93 160L95 159L94 161H97L96 163L92 161L93 164L95 163L94 164L95 166L92 163H89V161H91V160H89ZM198 158H200L201 161L205 160L208 163L206 164V162L204 161V164H201L202 162H200L199 163L200 166L193 164V162L195 163L198 160ZM262 158H264V157H262ZM6 159L9 160V161H7ZM27 159H28V161H27ZM133 159L140 160L141 162L137 164V162L135 160H133ZM189 159H191V160H189ZM171 161L173 163H171ZM130 162H131L132 165L129 164ZM177 162H178V164H177ZM180 162L183 163V164L179 165ZM105 163L107 164V167L109 166L110 168L109 167L107 168ZM124 163H126V164L124 165ZM134 163H136V165ZM191 163H192L193 167L191 166ZM212 163H213V165H212ZM8 164H10L11 166L8 165ZM20 164H22V165H20ZM54 164H55V167H56L57 162L55 161ZM103 164H105V165H103ZM109 164H111V166ZM70 165L72 166V169L70 168L71 167ZM142 165H143V167H142ZM182 165H184V166L182 167ZM206 165H207V167H206ZM8 166L10 168H8ZM73 166H75V167H73ZM26 167H28L29 169L26 168ZM64 167H65V169H64ZM77 167H78V169H77ZM80 167L83 169V173H82V171L81 172H77ZM129 167H130V169H129ZM37 168H38V170H37ZM40 168H41V170H40ZM2 169H3V171L1 172ZM20 169H21V173L19 172L20 175H18V171H20ZM34 169H36V171ZM61 169H58V170L61 171ZM119 169H123V170H119ZM131 169H135V170L131 171ZM29 170H31V172ZM213 171L215 173L216 172L217 173L215 174ZM246 171L250 172V170H246ZM14 172L17 173L18 177H17L16 173H14ZM76 172H77L78 177L80 176L79 179H81L83 181V183H84V185H85V187L87 189V190L85 189V191H83V192L82 191H76L75 185L73 183L72 173L76 174ZM110 172H112V173H110ZM120 172H121V174H120ZM201 172H203V173H201ZM206 172H207V174H206ZM211 172H213V173H211ZM7 173L8 174L11 173V174H9V176H7ZM31 173H34V174L32 175ZM37 173L40 176H42L43 178L42 177H38L39 175ZM178 173H180V175H178ZM204 173H205V175H204ZM21 174H22V177H21ZM28 174H29V177H28ZM35 174H37V175H35ZM209 174L210 175H212V174L215 175L217 179L215 177H214L215 179H213V177H211ZM24 175H25V177H24ZM104 175L108 176V177H105L106 178L105 179L103 177ZM203 175H204L205 178L203 177ZM177 176H179L181 178L183 177V179L176 178ZM196 176H197V178H196ZM143 177H145V175H141L139 177V179H142ZM207 177L211 178L210 181L208 180ZM12 178H13V180H12ZM14 178H17V179H14ZM39 178H41V179H39ZM93 178H94V180H93ZM174 178H176L179 182L177 180H175ZM193 178H195L194 181H193ZM249 178H251V179H249ZM69 179H71V180H69ZM16 180H18V181H16ZM19 180H21L22 183L19 184L18 183ZM148 180L152 181L153 177L149 178ZM204 180L206 182L202 183V181H204ZM255 180L260 181V179H258L257 177H255ZM3 181H6V183L3 182ZM91 181H92V183H91ZM207 181L208 182L212 181L211 183L213 184V186H212L211 183H207ZM247 181L249 183H251L252 181H254V179H252V177L249 176ZM86 183H88V184H86ZM193 183H194V185H192ZM9 185H10V187H9ZM23 188H28V189H25V191L28 190V192H30V193L26 192V194H24L25 191H24ZM57 188H58V186L55 185V189L52 190V191H56L57 190L56 191L57 194L61 193L63 195L65 194V196L67 195L64 191H62V188H60V189L58 188L60 191ZM199 188H200V190H199ZM216 189H217V191H216ZM258 189H259L258 193L259 192L261 193L264 190V187L260 185V186H258ZM148 190H150V191H148ZM73 191H74V193H73ZM195 191H197V192L195 193ZM5 192L6 193L8 192V194H6ZM192 193H195L196 195L194 196V194H192ZM30 194H31L32 198L30 197ZM33 194L36 195V196L34 195V198H33ZM189 194H192V195H189ZM203 194L206 197H208V195L212 194L213 197H214V201L209 202V200L208 201L206 200V202H205L206 198L204 197ZM20 195H22V196H20ZM263 195H264V192L261 193V196H263ZM18 196H20V197H18ZM25 196L26 197L28 196V199ZM21 197H22V199H21ZM38 197L41 198V200ZM17 198L18 199L20 198L19 201H17L18 200ZM200 198H201V200H200ZM25 199L28 200V201H26ZM31 199H33V201H34L33 205H32V201H30ZM49 199H50V201H48ZM185 199H187V201L190 202L189 206H188L189 202H186ZM20 200H22V201H20ZM42 200L44 202L43 203L44 205L41 203ZM173 200L174 201L176 200L175 203H174ZM190 200H192L194 202H192ZM23 201H25V202H23ZM88 201H90V203ZM180 201H182V203H180ZM19 202L20 203L22 202V203L20 204ZM184 202H185V204H187L186 208H188V207L190 208L191 207V203H192V207L194 205L195 209H197L196 212L199 213V211H201L203 213H201V212H200L201 214L195 213V209L194 208L190 209V211L192 210L191 213H190L189 210H188L189 208L188 209L185 208V204H183ZM214 202H215V204H214ZM219 202H220V204H219ZM232 202H233V204H232ZM28 203H30L31 205L30 204L28 205ZM207 204H209V205H207ZM222 204H223V207H222ZM217 205H220V206H217ZM224 205H225V207H224ZM20 206L22 207L23 210L20 208ZM60 206H61V211L59 210V212H58L59 214L57 213V216H59L58 217L59 218L58 219V223L61 224L64 221V219H65V215L66 214H64L63 210H65L66 207L64 208L63 204H61V203H60ZM210 206H211V208H210L211 211L209 212L210 209H208V208ZM226 206L229 209H232V211L227 209ZM25 207L28 210H30V212L27 209H26V211H24ZM221 207H222L223 210L226 209L227 211L226 210L225 211L221 210ZM36 208H38L39 210L38 209L36 210ZM98 208L100 209V211H98L99 210ZM176 209L181 211V212H186L185 211V209H186L190 213L189 214L190 218H191V216H195V214L199 215V216L200 215H202V216L205 215L203 218H202V216H200L201 219H203L204 221H202L199 216H198V218H196L197 216H195L194 219L193 218L190 219V221H191L190 223H192V224H190L191 226L190 225H185V227H182L181 225L180 226H175L172 230H170V232H167V234H166V232L164 233L165 235L159 234V232H164V231L167 230L166 227L161 225L160 219L163 216L174 215V212H175ZM216 209H218V211ZM33 211H35L37 214L35 212H33ZM219 211H221V212L219 213ZM229 211H230V213H229ZM26 212H28L29 215ZM206 214H207V217H206ZM214 214H216V215L218 214V215L214 216ZM226 214H227V216H224ZM24 215H27V216L24 217ZM36 215H39L40 218L39 217L36 218ZM47 215H48V217H47ZM219 215H220V217H219ZM28 216H29V218L30 217H32V218L34 217L35 219L34 218L33 219L32 218L29 219ZM221 216H224L225 218L228 217V218L225 220V218L221 217ZM16 217H17V220H19V221L21 220L20 223H22V225L24 224L23 225V230L21 232H19L20 231L19 229L18 230L16 229L14 223H10L11 222L10 220H12L11 218H15L16 219ZM211 217H213L214 220L211 221V219H213ZM27 218L29 219L28 223H27ZM222 218H224V219H222ZM232 218H234V219H232ZM197 220L199 222L201 221L202 223L201 222L200 223L196 222ZM29 221H31V222H29ZM213 221H215V222H213ZM225 221L226 222L228 221L230 223L227 222V224H226ZM194 222H195V224H194ZM208 222H211V224L214 223L213 224L214 226H212V225L210 226L213 229L212 231L210 230V227H209L210 223L208 224ZM223 222H225V223H223ZM46 224L49 225V226H47ZM198 224H202V225L199 226ZM25 225H26V227H25ZM193 225L196 226V227L194 229L192 228L190 230V227H194ZM225 225H226L227 228L224 227ZM205 227L208 228V229H205ZM198 228H200V230ZM219 228H221V230H223L222 233L220 232L221 230L218 231ZM235 228H237V231H236ZM201 229H202V231H201ZM231 229H233V230H231ZM228 231L230 233H228ZM200 232H201V235H200ZM212 232L214 233V235L212 234ZM233 232H236V235ZM60 233H62V231H60ZM64 233H62V236L64 238H66L67 234L66 233L64 234ZM216 233H218L219 235L216 234ZM224 233H227L230 236V238H228L230 241H227L228 239L226 237H228V235L227 234L225 235ZM206 234H207V236H206ZM232 234H234V236ZM237 234H238V236H237ZM17 235H18V237H17ZM217 235L219 237L223 235L222 238L224 239V241H222V239H220L221 237L219 238ZM39 236H41V237H39ZM232 238L234 240H232ZM236 238H238V239L235 241ZM242 238H243V240H242ZM159 239L163 240V241L160 242ZM158 240H159V242H158ZM231 241H233V245H232ZM148 242H150L151 243L150 245H152V246H149L147 244ZM153 243H155V244L153 245ZM234 243H236V244H234ZM156 244L159 245L158 249H160V250L163 249V252L161 251V254H160L162 258L159 255V253H160L159 251L160 250L157 249L158 245H156ZM165 245H167V247ZM235 245H237V246L235 247ZM171 246H172V248H171ZM154 247H156V248L154 249ZM218 248H223V250L222 249H218ZM225 248H226L225 253H223ZM43 251H44V249H43ZM115 251H117V253H115ZM218 251H220V253L222 251V253L218 254L219 253ZM157 252H158V254H157L158 257H160V258H158V257L154 258V256H156ZM169 252L173 253V254H170ZM190 252H192L193 254L190 253ZM154 253H155V255H154ZM58 254H59V256L57 257ZM138 254H139V256H138ZM140 254H141V257H143V258L140 257ZM219 255H220V257H219ZM242 256H243V258H241ZM40 257H41L42 260L40 259ZM137 257L138 258L140 257V260L137 259ZM157 259L160 260V261H157ZM136 260H138V261L136 262ZM141 260L143 262H145V261H147V262L143 263ZM233 260H235V261H233ZM38 261H41V263L38 262ZM151 261L154 262V263H151ZM243 261L244 262L247 261L248 263L247 262L244 263ZM57 262H59V263H57ZM74 264H75V261H74Z\"/></svg>", "mask_w": 264, "mask_h": 264}, {"label": "clouds", "instance_id": "clouds-1", "mask_svg": "<svg viewBox=\"0 0 264 264\" xmlns=\"http://www.w3.org/2000/svg\"><path fill=\"white\" fill-rule=\"evenodd\" d=\"M3 17H10L11 21L22 29L24 40L36 47L42 54H46L49 43L48 29L41 25L40 32L36 31L33 27L36 17L28 10L27 5L21 3L20 0H0V18ZM4 27H8L7 22ZM32 87L39 89L40 84L36 82Z\"/></svg>", "mask_w": 264, "mask_h": 264}, {"label": "snow or ice", "instance_id": "snow-or-ice-1", "mask_svg": "<svg viewBox=\"0 0 264 264\" xmlns=\"http://www.w3.org/2000/svg\"><path fill=\"white\" fill-rule=\"evenodd\" d=\"M37 75L38 73L33 74V78L31 81L32 84H35L37 82V79H36ZM45 91H46V94L52 95L54 97V99L56 100V107L59 110H63L64 108L71 106L72 103L74 102L72 96L70 95H59L52 89H46ZM15 103H16L18 110L22 108V101L19 98L16 99ZM24 115L25 114L23 113V111H21L22 118L24 117Z\"/></svg>", "mask_w": 264, "mask_h": 264}, {"label": "water", "instance_id": "water-1", "mask_svg": "<svg viewBox=\"0 0 264 264\" xmlns=\"http://www.w3.org/2000/svg\"><path fill=\"white\" fill-rule=\"evenodd\" d=\"M192 15H194V14H192ZM80 24H84V23H82V22H80ZM78 28H80L79 26H77ZM186 28H187V31L188 32H192L193 33V30H195V29H197V28H195L194 29V27H193V25H192V23L190 22V23H187L186 24V26H185ZM86 27H83L82 29H85ZM98 29V28H97ZM86 31H90V30H86ZM210 32V31H209ZM220 33H221V31H219ZM257 32V30L256 31H249V32H247V35H252V34H254V33H256ZM90 33V32H89ZM97 33V32H96ZM96 35H98V34H96ZM230 35H231V37H234V38H231V40H233V41H237V42H239L240 40H239V38L241 37V35H240V31L238 30V29H235V27L234 28H232L231 30H230ZM99 36V35H98ZM96 39V41H97V38H95ZM101 39L103 40V38L101 37ZM100 41V40H99ZM188 117V116H187ZM188 118H191V117H188ZM225 144H227L226 142H225ZM226 148L227 149H229L230 151H229V153H231L232 154V151L231 150H233V147H232V144L231 145H228L227 144V146H226ZM232 155H236V152L234 151V153L232 154ZM249 179H251V178H249ZM20 248V247H19Z\"/></svg>", "mask_w": 264, "mask_h": 264}]
</instances>
